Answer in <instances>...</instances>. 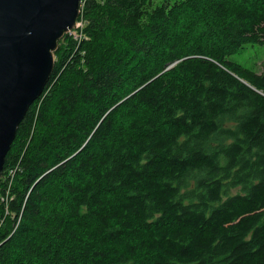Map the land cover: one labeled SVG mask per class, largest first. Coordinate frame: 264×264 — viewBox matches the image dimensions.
<instances>
[{"label":"trees","instance_id":"obj_1","mask_svg":"<svg viewBox=\"0 0 264 264\" xmlns=\"http://www.w3.org/2000/svg\"><path fill=\"white\" fill-rule=\"evenodd\" d=\"M79 17L0 174V264H264V70L232 58L264 0Z\"/></svg>","mask_w":264,"mask_h":264},{"label":"water","instance_id":"obj_2","mask_svg":"<svg viewBox=\"0 0 264 264\" xmlns=\"http://www.w3.org/2000/svg\"><path fill=\"white\" fill-rule=\"evenodd\" d=\"M82 0H0V174L29 106L44 92Z\"/></svg>","mask_w":264,"mask_h":264},{"label":"rangeland","instance_id":"obj_3","mask_svg":"<svg viewBox=\"0 0 264 264\" xmlns=\"http://www.w3.org/2000/svg\"><path fill=\"white\" fill-rule=\"evenodd\" d=\"M169 2L170 4L174 3L176 0H153L154 4L160 2ZM260 46V47H259ZM264 45L253 44L249 45L247 49L242 52L236 53L232 56L233 59L244 63L250 67L255 68L259 72L264 70Z\"/></svg>","mask_w":264,"mask_h":264},{"label":"built area","instance_id":"obj_4","mask_svg":"<svg viewBox=\"0 0 264 264\" xmlns=\"http://www.w3.org/2000/svg\"><path fill=\"white\" fill-rule=\"evenodd\" d=\"M80 15H81V13H80ZM83 28H84V19H83V17H78L74 27L72 29H70L67 33L71 36H75L77 39H79V38L87 39L88 36L86 34H84Z\"/></svg>","mask_w":264,"mask_h":264}]
</instances>
